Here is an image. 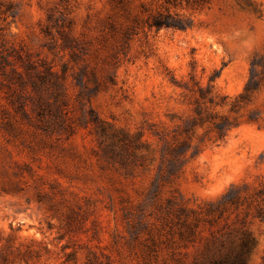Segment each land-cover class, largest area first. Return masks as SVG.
I'll return each mask as SVG.
<instances>
[{
    "label": "rangeland",
    "instance_id": "1",
    "mask_svg": "<svg viewBox=\"0 0 264 264\" xmlns=\"http://www.w3.org/2000/svg\"><path fill=\"white\" fill-rule=\"evenodd\" d=\"M193 15L185 31L123 40L109 0H0V264H214L220 239L245 229V264H264V0H211ZM254 60L259 87L231 111ZM197 85L226 96L209 112L239 123L223 139L195 127L180 170L158 179L152 131L183 138ZM121 131L153 152L118 145L116 159L106 146ZM231 185L242 204L199 214L181 237L180 208L198 213Z\"/></svg>",
    "mask_w": 264,
    "mask_h": 264
},
{
    "label": "trees",
    "instance_id": "2",
    "mask_svg": "<svg viewBox=\"0 0 264 264\" xmlns=\"http://www.w3.org/2000/svg\"><path fill=\"white\" fill-rule=\"evenodd\" d=\"M112 9L123 18L122 24H125L123 29V40L130 39L133 35L145 33L152 29L160 30L162 28L175 29L185 31L194 25V13L200 12L211 4V0H109ZM112 25L113 30L117 27ZM117 31V30H116ZM260 63L252 62V76L250 81L246 84L244 91L239 95L237 100L232 104L231 111H236L240 103L249 100L251 94L259 87L260 83L255 80V68ZM23 84V83H20ZM40 83H33L34 87H38ZM190 91L194 93L193 111L194 115L186 121L185 126L179 134L183 136L182 139L174 138L169 141L166 133L160 131H152L158 138L162 146L159 149L160 164H159V178H170L175 176L180 170L188 150L191 148L189 142V134L194 131L195 127L203 126L205 123H211L217 132L218 139H223L227 132L238 125L237 117H230L227 115H219L215 112H209L206 104H222L225 97L220 101L215 102V98L211 95V88H203L197 85V89ZM102 128L103 134L107 133ZM119 133V134H118ZM142 134L131 135L129 132L121 131L112 133L110 135V144H107L106 149L111 151L113 156L119 160L124 157L116 150L118 145H121V151H127L132 157H145L152 153L149 145L142 141L140 136ZM176 136V135H175ZM109 137V136H108ZM194 154V151H193ZM122 156V157H121ZM121 161V159H120ZM264 188L260 190L263 193ZM242 187L231 185L219 200L206 204L205 208L198 213L192 211L190 215L186 208H180V214L183 217L181 221L180 236L187 237L194 234L199 226L200 216L205 217H221L230 208L239 207L242 204ZM192 216V221H189ZM258 216L264 220V210L258 211ZM211 220V218H207ZM220 239V246L227 248L225 253L216 257L214 264H245V256L250 252L254 246L255 240L251 236V232L243 230L239 237L238 243L228 239ZM229 242V244H228ZM221 249V248H219ZM90 264H94L90 262ZM109 264V263H108Z\"/></svg>",
    "mask_w": 264,
    "mask_h": 264
}]
</instances>
